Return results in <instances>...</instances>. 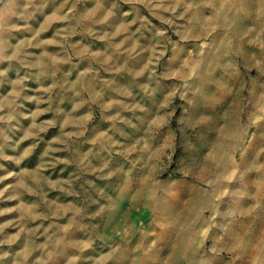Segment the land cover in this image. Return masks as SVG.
<instances>
[{"label": "rangeland", "instance_id": "1", "mask_svg": "<svg viewBox=\"0 0 264 264\" xmlns=\"http://www.w3.org/2000/svg\"><path fill=\"white\" fill-rule=\"evenodd\" d=\"M13 1L0 0V260L21 241L12 264H138L158 241L160 264H183L176 235L160 229L184 224L202 198L212 218L194 240L197 255L231 235L244 245L237 264H264V85L250 87L264 23L247 18L264 0L252 9L248 0H103L97 21L78 19L81 0ZM146 40L155 50L146 70L117 66L130 48L126 61L141 56ZM107 46L113 54L101 58ZM34 60L45 69L34 72ZM223 60L240 79L218 111L202 103L219 112L205 129L192 112L203 94L193 81L201 65ZM236 111L243 130L210 167L213 133ZM247 151L254 161L242 166ZM231 252L216 254L226 263Z\"/></svg>", "mask_w": 264, "mask_h": 264}, {"label": "bare ground", "instance_id": "2", "mask_svg": "<svg viewBox=\"0 0 264 264\" xmlns=\"http://www.w3.org/2000/svg\"><path fill=\"white\" fill-rule=\"evenodd\" d=\"M81 1L83 2V5L77 15L78 19L89 18V20L92 19V21H95V20L97 21V19L102 16V13L106 11L107 5H110V2L103 1V0H81ZM247 3H249L250 9L254 8L255 0H248ZM22 4H23V0L13 1V5L21 6ZM92 5L96 6L95 10L90 9V6L92 7ZM247 18L251 22L254 21L256 23H262V22L264 23V9L260 8L258 13L255 15V17L252 15L251 10H250L249 14L247 15ZM4 19H7V17ZM252 34L254 33H252L250 29V36H252ZM263 34L264 33L261 34V32H258L255 35L258 36L259 38H263L264 37ZM260 45L261 46L259 47V50L257 51V55L255 57L256 58L255 60L257 62L254 61V64H253L254 70L258 76L254 80L250 81V87L252 89H255V91L256 89L258 91L259 87L264 85V46L262 45V42ZM82 46L83 47L81 48L84 51L88 49L86 44L82 43ZM15 49L16 48H11L5 45L3 47V53L6 55L8 53L14 54L16 53L14 51ZM109 49L112 50L111 46H107L104 52L100 51L104 53V55L101 56V58L112 56L113 52L110 51ZM143 49H144L143 54L137 57V59H134L133 62L130 61V63L126 60L128 59L132 60L131 53H130V51H132V48H130V50L128 51H123L122 52L124 53L122 54L123 61L121 64L119 63L117 66H119L122 69L126 68V69H130L134 71H136L137 69L139 70L141 69V71L146 70L147 66L149 65L148 60L151 59L153 56H155V50H154V45L152 41L146 40L144 43ZM109 58L112 59V57H109ZM104 60L106 62H109L108 63L109 66L113 64L116 65L112 60H108L107 58ZM29 65L33 69L34 72H37L38 69H45V64L41 65L40 63L35 62V60L31 61ZM200 70H201L200 75L195 81H193V86H194L193 89L195 91L197 90V88L198 89L200 88L203 94L196 95L195 101L197 102V105L193 108L192 112L198 118V121L201 122V125H203L205 129H210L213 127L216 128L218 124L217 120H218V114H219V112L217 111L219 108H221V105H218L217 103L219 102V100H224L226 102L231 98L230 97L231 93L234 90V86L236 85V82L240 79V77L235 67H230L229 63L226 60L225 61L223 60L221 62V66H217V67H212L207 64L201 65ZM93 89L90 88L88 90L91 91ZM256 100H257L256 93L255 94L251 93L248 98L249 104L251 106H255ZM203 102L216 106L217 111H215L213 108H210L209 106L206 108L201 107ZM236 108H241L240 101L237 102ZM242 130H243V126L241 125V116H239V113L237 114V111H236V114L228 129L221 130L220 132L216 131L213 133V143H211L212 149L210 151L211 153L208 159V164L210 165V167L215 166L216 162L219 160L218 158L225 153L224 151L226 147L229 146V144L232 142V139L236 137V135H240ZM258 132L264 133V122L258 126ZM259 144H260V140L256 139L249 147L250 152L254 151L259 146ZM248 152L249 151H247V153H243L240 156V159H239L240 165L247 166V165L253 164V161H254L252 160L253 155L249 154ZM201 200L202 198H197L195 200H192V202L189 204V207L186 209V213H185L186 214L185 217L187 218V220L184 224L174 227L173 231H170V232H169L170 230L169 228L160 229L161 238L165 237L171 232H172L171 234L176 235V240L175 242L173 241V243L177 244L179 248L181 249L180 255L182 256L180 257H182L183 264H237V262L241 260V257L237 255L236 251L242 249V246L244 245H242L243 243L241 240L235 237L232 238L231 235H228L227 236L228 238L226 237V239H221V240L214 238L213 236L211 238V240H213V245H212L211 250L206 251L207 253H205L204 252L205 250H204L202 254L200 253V255H197V251L199 250V248H198V244L196 247L194 240L199 235V232L201 231L203 226L207 222H209L212 218L211 217L212 213L207 214V211L203 210V207H200L202 203ZM197 209H199L198 214H196ZM27 218L31 220V217H27ZM193 218L196 221L189 222ZM155 219H158V217H155ZM155 225L157 226L156 223L155 224L153 223L152 227ZM2 229H4V227H0L1 233H2ZM246 236L247 235H245L244 237ZM245 239L246 238H244V240ZM133 242L134 241H129L128 245L129 246L133 245ZM159 244H158V241H156L154 247L151 250H146V249L142 250L137 257L138 264H145V262L148 261L149 259L152 260L153 264H160L161 263V250L159 249ZM23 247H24V243L21 241L16 246H12L11 248L12 256L8 257L7 259L0 260V264H12L13 262L12 260L15 256L13 254H16L17 252L20 253L19 249L21 248L23 249ZM220 248H229L232 250L231 254H229L231 258L230 261L224 263V260L222 259L223 260L222 261L221 258L217 256L216 251L217 249H220ZM22 255H24L23 257H26L28 255V252ZM132 255H133V251L128 250L126 256L122 257V259L131 257ZM187 255L193 258L192 263L188 261L189 258H187ZM119 258L121 259V257ZM19 264H24V263L20 262Z\"/></svg>", "mask_w": 264, "mask_h": 264}, {"label": "crops", "instance_id": "3", "mask_svg": "<svg viewBox=\"0 0 264 264\" xmlns=\"http://www.w3.org/2000/svg\"><path fill=\"white\" fill-rule=\"evenodd\" d=\"M8 34H9V37H8V39H9V41H12L11 40V32H8ZM18 41V40H17ZM259 247V246H258ZM257 247V249L255 250V254H253V255H251V259H252V261H253V263L257 260V259H259L258 258V256L260 255V251L262 252V248L260 249V248H258Z\"/></svg>", "mask_w": 264, "mask_h": 264}]
</instances>
